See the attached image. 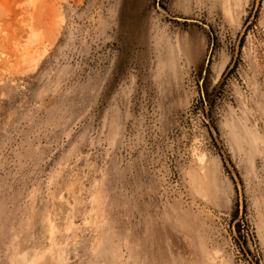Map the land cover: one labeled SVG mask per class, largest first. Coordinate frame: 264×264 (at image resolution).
Segmentation results:
<instances>
[{
  "label": "rangeland",
  "instance_id": "obj_1",
  "mask_svg": "<svg viewBox=\"0 0 264 264\" xmlns=\"http://www.w3.org/2000/svg\"><path fill=\"white\" fill-rule=\"evenodd\" d=\"M0 264H264V0H0Z\"/></svg>",
  "mask_w": 264,
  "mask_h": 264
},
{
  "label": "water",
  "instance_id": "obj_2",
  "mask_svg": "<svg viewBox=\"0 0 264 264\" xmlns=\"http://www.w3.org/2000/svg\"><path fill=\"white\" fill-rule=\"evenodd\" d=\"M207 118H209V114L207 113ZM211 130L213 131V128L211 127ZM222 150V149H221Z\"/></svg>",
  "mask_w": 264,
  "mask_h": 264
}]
</instances>
